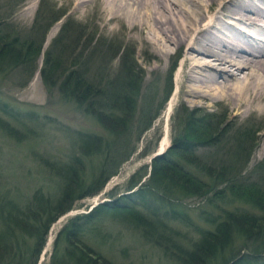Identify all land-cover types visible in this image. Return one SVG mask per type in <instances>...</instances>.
Listing matches in <instances>:
<instances>
[{
    "label": "trees",
    "instance_id": "trees-1",
    "mask_svg": "<svg viewBox=\"0 0 264 264\" xmlns=\"http://www.w3.org/2000/svg\"><path fill=\"white\" fill-rule=\"evenodd\" d=\"M65 13L54 16L49 23L38 24L31 35L20 39L15 33L9 35L11 31L2 28L6 27V20L0 19V70L10 65L25 73L26 78L30 76L47 28ZM70 23L69 26L62 23L51 47L44 51L39 75L46 90L55 87L63 100L83 107L108 138L93 132H74L81 156L98 158L96 169L88 179L81 158L74 154L64 161L45 159L42 163L61 182L56 197L46 198L36 190L22 209L11 199L0 205V264H35L48 226L76 201L100 192L132 152V115L142 79L139 69L132 66L133 52L117 46L109 56L111 59L118 55L120 76L94 81L84 67L90 60L84 50L97 39L92 34L79 44L81 38L72 36L70 29L74 27ZM38 32L39 37L35 34ZM167 79L161 107L171 91L170 75ZM146 100L139 111L137 128L145 125L134 136L135 141L160 109V105L151 109L154 108L152 97ZM0 112L10 119L0 117V129L17 141L24 138L23 134L17 136L20 130L12 122L22 124L25 120H20L5 102L0 101ZM210 117L186 112L181 131L171 138L162 154L150 159L148 175L142 182L147 164L129 176L126 193L114 195L110 191L108 200L97 203L86 213L75 214L58 230L48 264H112L84 240L88 232L95 230L91 227L94 222L104 216L130 223L146 241L160 246L165 255L170 253L181 264H256L264 256V185L253 177V171L264 170V160L246 170L250 151L245 147L253 137L248 131L236 135L235 149L230 154H195L198 147H211L218 141L221 123H213ZM30 129L26 126L21 131ZM140 169L143 173H139ZM180 196L204 200L215 208V213L199 211L211 227L197 231L198 238L186 249L172 237L168 224L172 213L164 208V204H172ZM217 199L228 204L237 202L241 207H218ZM23 234L27 237L22 238ZM236 239L241 241L238 246L234 245Z\"/></svg>",
    "mask_w": 264,
    "mask_h": 264
},
{
    "label": "rangeland",
    "instance_id": "rangeland-1",
    "mask_svg": "<svg viewBox=\"0 0 264 264\" xmlns=\"http://www.w3.org/2000/svg\"><path fill=\"white\" fill-rule=\"evenodd\" d=\"M74 4L75 0H0V19L6 20L7 23L6 27L2 28L11 31L9 35L15 33L17 39L31 35L38 24L49 23L54 16L60 15L63 11L66 12L60 19L51 22L47 28L40 52L35 59L34 71L30 76L26 78L25 73L22 74L20 69L10 65L0 70V101L8 104L20 120H25L22 124L12 122L15 129L20 130L17 136L20 137L21 134L25 136L18 138V141L7 136L0 129V205L6 199H11L22 209L32 192L36 190L46 198L56 197L61 182L49 171L46 163H42L45 159L47 162L64 161L69 155L74 154L81 158L84 176L88 179L96 169L98 158L95 155L81 156L73 137L74 132H93L108 138L94 117L87 114L83 107L63 100L55 87L49 91L46 90L40 78L39 69L43 53L51 47V41L59 33L63 22H66L67 26L71 22L70 24L74 27L70 29L72 36L81 38L78 41L79 44L81 40L86 42L92 34L97 39L92 46L84 48V52L90 58L85 62L84 67L94 81H100L102 78L107 81L113 76H120L118 55L111 59L109 56L117 46H124L128 52H133L131 63L134 68L139 69L138 73L141 74L142 79L132 115L130 130L132 152L128 159L120 164L117 172L105 182L100 192L76 201L70 210L57 217L48 226L35 264H48L53 239L58 230L72 216L86 213L100 201L108 200L111 195L110 191L114 195L126 193L129 176L141 165L147 164V173L144 177L148 175L149 158L161 149V139L164 137L167 139L166 145L163 146L165 150L171 138L179 134L182 126L181 120L186 112L192 111L196 116L209 114L213 123H221V132L216 144L211 147H198L194 150L195 154L218 156L225 152L230 154L235 149L236 135L248 131V133L252 132L253 137L247 141L245 147L250 151L246 170L253 169L256 163L264 160V152L257 153L263 144L261 135L264 134V114L253 113L241 119H233L234 114L226 111L220 103L205 104L203 107L186 103L179 93V84L182 80L180 64L183 55L181 51L172 50L169 58H161L158 62L159 56L155 54L156 52L147 40L149 34L145 32L140 34L136 29H132L127 19L121 22H106V16L95 0H87L84 8L75 9ZM28 6H33L31 13L26 10ZM54 27L56 28L48 39ZM35 34L37 37L41 35L39 32ZM37 70L38 78H34ZM168 75H170L171 91L161 107L164 91L168 87ZM149 97L153 99L154 108L151 109H157L158 105L160 109L150 125L142 130L135 141L134 136L145 125L142 124L137 128L139 111ZM0 117L10 121L1 112ZM26 126L31 129L22 132L21 130ZM251 142L252 145H249ZM141 172L143 173L142 169L139 170V173ZM253 177L260 179L264 185V170H254ZM142 180L143 177L140 182ZM179 198L181 199L172 204H164V208H168V211L172 213L168 221L172 237L186 249L198 238L197 231L211 227L204 221V214H200L199 211L215 213V208L204 200L181 196ZM215 202L218 207L222 208L241 207L237 202L228 204L219 199ZM91 227L95 230L88 232L84 240L95 247L112 264H181L170 253L168 256L165 255L160 246L146 241L137 228L128 222L121 221L118 217L104 216L101 220L95 221ZM26 237V234L22 235V238ZM240 242L236 239L234 245L238 246ZM248 249L249 245L246 250ZM256 264H264V256L260 257Z\"/></svg>",
    "mask_w": 264,
    "mask_h": 264
},
{
    "label": "bare ground",
    "instance_id": "bare-ground-1",
    "mask_svg": "<svg viewBox=\"0 0 264 264\" xmlns=\"http://www.w3.org/2000/svg\"><path fill=\"white\" fill-rule=\"evenodd\" d=\"M86 1L75 0V9ZM95 1L106 22L127 19L132 29L149 34L158 62L181 51L183 101L202 107L220 103L233 119L264 114V0ZM26 10L31 13L33 6ZM261 138L258 154L264 152V134ZM160 142L158 152L167 139Z\"/></svg>",
    "mask_w": 264,
    "mask_h": 264
}]
</instances>
